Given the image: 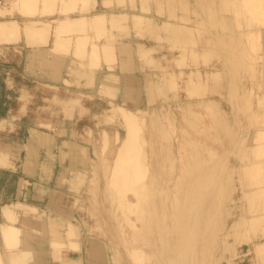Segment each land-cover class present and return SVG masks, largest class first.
I'll list each match as a JSON object with an SVG mask.
<instances>
[{
	"label": "rangeland",
	"instance_id": "1",
	"mask_svg": "<svg viewBox=\"0 0 264 264\" xmlns=\"http://www.w3.org/2000/svg\"><path fill=\"white\" fill-rule=\"evenodd\" d=\"M40 1L0 0V20L7 22L0 21V216L4 218L0 224V264H7L2 227L10 223L18 228V236L29 237L33 250L27 256L35 261L33 264H264L248 249V241H264V9L253 11L255 3L242 9L230 1L216 9L229 13V20L213 21L211 0H186L174 7L166 3L160 6L163 0H148L153 6L158 4L162 14L153 12V16L162 18L164 27L171 25L177 13L186 16L193 11L196 24L190 28L196 41L167 42L148 35L147 42L152 46L140 56L134 50L128 52L127 46L125 49L116 40H134L145 34L141 31L145 23L133 20L132 24L121 13L130 3L139 5L141 0ZM93 5L98 10L107 5L116 7L121 10L116 16L123 20L112 14H101L98 19L95 17L99 15L95 16L96 20L93 15L81 20L76 17L79 10L86 13L89 8L95 9ZM104 16H108L107 22ZM62 19H70V25L61 24ZM39 20L45 23L37 27ZM96 21L102 23L97 25ZM93 24L101 27L94 29ZM178 24L190 21L181 19ZM222 25L237 31L250 27L256 34L250 31L245 37H225L227 30H220ZM3 28L16 31L9 34ZM77 28L85 39H75ZM125 31L129 36L120 35ZM103 47L108 49L104 58ZM94 49L100 50L99 57L102 53L100 58L97 55L98 60ZM111 51L113 58H109ZM215 53L216 58L205 61ZM184 68L196 70L188 77L179 72ZM207 68L217 74L209 78L203 71ZM46 73L62 77V87L57 86L61 81L54 88L37 84V79H46ZM226 75L233 78V86L220 93L214 89L208 97V101L218 99L214 104L203 101L185 105L196 97L188 94L196 90L195 85L211 83L213 77L214 82H222ZM148 80L154 90L163 91L155 97L163 103L153 119L147 114L130 117L128 109L154 97L147 94ZM113 83L114 88H110ZM84 86L90 87L85 95L75 92ZM96 89L99 92L91 93ZM205 90L211 88L206 86ZM90 94L94 96L90 98ZM112 106L123 115H117L116 110L113 113ZM44 133L57 137L61 154L57 165L58 159H52L55 143L46 150L49 141L43 139ZM29 144L38 155L34 151L30 154ZM42 151L46 155H41ZM145 161L150 163L148 168ZM127 163L144 164L146 173L135 171L138 164L130 167ZM159 170L164 171L161 176ZM41 171L45 173L43 178L39 176ZM94 188L102 197L97 190L95 195ZM160 191L163 200L148 196L149 192ZM159 201L165 212L155 220ZM177 203L196 212L183 220L184 207ZM139 206L146 208L144 217L139 215L142 218L135 214L142 211ZM4 207L14 209L16 219L10 221ZM147 210L152 214L146 215ZM184 221L187 225L192 221L191 227L188 225L194 231L191 253H185L187 246L183 249L182 230L177 234L181 227L188 230ZM111 228L115 239L108 235ZM205 229L214 230L208 250L198 247L205 243ZM178 240L183 244L172 249ZM157 244L162 247L153 250ZM166 256L175 258L166 261Z\"/></svg>",
	"mask_w": 264,
	"mask_h": 264
},
{
	"label": "bare ground",
	"instance_id": "2",
	"mask_svg": "<svg viewBox=\"0 0 264 264\" xmlns=\"http://www.w3.org/2000/svg\"><path fill=\"white\" fill-rule=\"evenodd\" d=\"M23 2H24V0H22ZM63 1V0H62ZM66 0H64V2H65ZM68 2H69V0H67ZM82 1V0H81ZM195 1H199V0H195ZM201 1V0H200ZM212 1V3H211V8H212V5H213V10L211 11V13H213L215 16H214V19H213V21H218V20H220V21H222V19H225L226 18V20H229V16H230V14L229 13H226V14H224V13H222V12H218L216 9H218L219 8V6L221 7V6H225V4L227 3V2H229L230 3V1H233L235 4H236V6H238V7H242V6H245V5H250V4H254V9H253V11H257V10H263L264 9V1L263 2H260V0H259V3H257V2H255L254 0H211ZM41 2V1H40ZM42 2H44V0H42ZM41 2V3H42ZM63 2V3H64ZM79 2V1H78ZM184 2H186V0H163L162 2H159V4H160V6H161V4H165L166 3V5H168V6H176V5H178V4H180V3H184ZM213 2L215 3V6H214V4H213ZM83 3V2H82ZM178 3V4H177ZM152 4V2H149L148 0H141V2H140V4L139 5H135L133 2L132 3H130V6H127V10H125V11H121V10H119L118 8H117V10L115 9L116 7H110V6H108L107 5V7H105V9H103V10H98L94 5H93V7L95 8V9H91V8H89L88 10H87V12L85 13H83L81 10H79L78 11V14H76L77 16L76 17H78V19H83L84 17H86L87 15H90L89 17H92V15H93V17H92V19L94 20L95 18L96 19H98V18H100L101 17V14H102V16H103V14H105V15H107V14H109V15H114V17L116 16V14H118V12L116 13V11H121V13H123V16H125L126 17V20H128V21H130L131 23L132 22H134L133 20H135V21H139V23L140 22H143V23H145V26L141 29V31H143V32H145V34H147V35H145V34H141L140 32V34L141 35H139L140 37L139 38H137V39H134V40H130L129 38H127V39H123V40H121V39H118L117 38V40H116V42L119 40V41H121L122 43V45L124 46V48L127 46V51L129 52V50H134L135 51V54H138V55H140V56H142V55H144L145 54V52L147 51V49H148V46H152V44H148V42H147V38H150V37H148V35H150L151 36V38H156V39H158L159 38V40H161V38L162 39H165L167 42L168 41H175V42H178V39H179V43H180V41L182 40L183 41V43L184 44H186V42L187 41H185V40H188V41H190L189 43L190 44H194L195 43V41H196V38L194 39L193 38V36H192V27L190 28V26L192 25V24H196V21H195V19H193V17H192V15H191V13L192 14H195L193 11H190L189 12V14L188 15H186V16H184L185 14H183V16H180L179 15V13H177L175 16H174V18H175V20H173V22L171 21V25L169 26V27H164L163 26V21L161 22L160 20L162 19V18H156L155 16H153V12H159V7H158V4L156 3L154 6L153 5H151ZM105 6V5H104ZM124 6V5H123ZM92 7V8H93ZM120 8V7H119ZM242 9H243V7H242ZM73 10V9H72ZM68 11V10H67ZM67 11H65V12H67ZM120 14V13H119ZM159 14H162L161 12H159ZM165 14V13H164ZM99 15V16H98ZM120 15H122V14H120ZM242 15V14H241ZM68 16V15H67ZM66 16V17H67ZM71 16V15H70ZM69 16V17H70ZM95 16H98V17H95ZM118 17H119V15H117ZM116 16V18L118 19V17ZM88 17V18H89ZM95 17V18H94ZM105 18H106V21L105 22H107V17L108 16H104ZM110 17V16H109ZM113 17V18H114ZM38 18V17H37ZM51 18H53V19H55V17L54 16H52ZM63 18H65V16H63ZM74 18V17H73ZM72 18V19H73ZM87 18V20H89ZM102 18V17H101ZM22 19V18H21ZM39 19V18H38ZM57 19V18H56ZM85 19V18H84ZM95 19V20H96ZM110 19V18H109ZM121 20H119V21H122L123 19L122 18H120ZM125 19V18H124ZM156 19L158 20V21H156ZM181 20V19H185V20H188V21H190V24H183V25H180V24H178V21L179 20ZM69 20L70 19H67V25H68V23H69V25H70V22H69ZM75 20V19H74ZM79 20V21H80ZM105 20V19H104ZM111 20H112V18H111ZM114 20H115V18H114ZM132 20V21H131ZM230 20H232V18L230 19ZM240 20H243V17L241 16L240 17ZM245 20H250V18H246ZM1 22H4V24L5 23H7V22H5L4 20H0ZM30 21L32 22V20L30 19ZM33 21H37L36 19H33ZM59 21V23H61V24H66V22H65V19H62V21L61 20H58ZM61 21V22H60ZM109 21V20H108ZM251 21V20H250ZM1 22H0V27H1ZM45 23L44 21H40L39 20V23H41V24H38L37 22H36V24H37V27L38 26H42L43 25V23ZM64 22V23H63ZM74 22V21H73ZM75 22H76V20H75ZM96 22H98L97 23V25H99V24H101L102 22L101 21H96ZM146 22H147V24H146ZM229 22V21H228ZM263 22V21H262ZM34 23V22H33ZM95 23V22H94ZM114 23H115V21H114ZM119 23V22H118ZM121 23V22H120ZM136 23V22H135ZM3 24V25H4ZM26 24V23H25ZM36 24L35 25H33V26H36ZM96 24V23H95ZM95 24H93L95 27H94V29L95 28H97L98 26H96ZM107 24V23H106ZM110 24V23H109ZM112 24H113V22H112ZM133 24V23H132ZM7 25H9V24H7ZM28 25V24H27ZM80 25H82V24H80ZM189 25V26H188ZM198 25V24H197ZM263 25V24H262ZM107 26V25H106ZM160 26H163V28H160ZM178 26H182V27H185V28H181V27H178ZM3 27V26H2ZM1 27V28H2ZM101 27V25L98 27V28H100ZM4 28H6V27H4ZM4 28H3V31H8V33L9 34H13L12 32L14 31H16V30H10V29H8L7 28V30L5 29L4 30ZM36 27H34V29H35ZM168 28H170V29H168ZM194 28H196V27H194ZM227 27L226 26H224V25H222L221 27H220V30L221 29H223V32L225 31V30H227V32L225 31V33L226 34H224L225 35V37L226 36H228V35H236V36H242V37H245L244 35H248V32H250L249 34H252V32H255V33H253V35H255L256 34V30L254 29H251L250 27L249 28H246V29H242V30H240V31H237V30H234L233 28L231 29V27H229L228 29H226ZM108 29V28H107ZM187 29V30H186ZM196 29H198V28H196ZM195 29V32H196V34L198 35V31ZM216 29V28H215ZM2 30V29H1ZM199 30V29H198ZM11 33H10V32ZM31 31V30H30ZM257 31L259 32V30L257 29ZM75 32V31H74ZM219 32V31H218ZM221 32V31H220ZM257 32V35L259 34ZM31 33V32H30ZM129 34V32H127V31H125V32H122L120 35H123V36H126V35H128ZM188 33H189V35H188ZM74 34H76L75 35V39H82V38H84L85 39V34L83 33V32H81L80 31V28L78 29L77 28V31L74 33ZM163 34V35H162ZM16 35V36H15ZM256 35V36H257ZM10 36V35H9ZM13 36V35H12ZM9 37L10 39L12 38V39H14V37H16V38H18L17 36V34H14V37ZM129 36V35H128ZM163 36V37H162ZM219 36H221L222 37V34L220 35L219 34ZM251 36V35H250ZM202 37H204L203 35H202ZM201 37V38H202ZM224 37V38H225ZM231 37V36H230ZM229 37V38H230ZM233 37V36H232ZM242 37H240V38H242ZM249 37V36H248ZM258 37V36H257ZM238 38V37H237ZM240 38H238V39H240ZM68 39V38H67ZM194 39V40H193ZM227 39V38H226ZM246 39V38H245ZM112 40H115V38H112ZM177 40V41H176ZM191 40H193V41H191ZM111 41V40H110ZM109 41V42H110ZM223 41H224V39H223ZM241 41V40H240ZM242 41H243V39H242ZM175 42H174V44H175ZM219 42V41H218ZM113 43H114V41H113ZM158 43V42H157ZM182 43V42H181ZM182 43V44H183ZM216 43V42H215ZM215 43H214V45H215ZM224 43V42H223ZM244 43V42H243ZM242 43V44H243ZM110 43H108V45H109ZM160 46H164L165 45V42L164 43H158ZM174 44H173V42H172V44L171 45H173L174 46ZM217 44V43H216ZM221 44V43H220ZM79 45V44H78ZM107 45V44H106ZM107 45V46H108ZM117 45H119V44H117ZM246 45V44H245ZM7 46H8V44H7ZM97 46V49L96 50H98V45H95V47ZM111 46V44L108 46V47H110ZM147 46V47H146ZM169 46V45H168ZM172 46V47H173ZM229 46V45H228ZM105 47V46H104ZM104 47H103V49H104ZM112 47H115V45H112ZM215 47V46H214ZM214 47H212V48H214ZM219 47V46H218ZM218 47H216V50H217V48ZM224 47H227L226 45L224 46ZM223 47V48H224ZM102 48V47H101ZM115 48H117V46L115 47ZM115 48H110V50L112 49V51L114 50V52H115ZM123 48V47H122ZM126 49V48H125ZM207 49H211V47L209 48H207ZM215 49V48H214ZM213 49V50H214ZM219 49H220V47H219ZM224 49H226V48H224ZM229 49V48H228ZM50 50V49H49ZM93 50V49H92ZM95 50V49H94ZM95 50V52H94V54L96 55L95 56V59L96 60H98V57H99V51H96ZM108 49H104L103 50V58L105 57V55L106 54H108L107 52L105 53L104 51H107ZM124 50V49H123ZM221 50H222V47H221ZM220 50V51H221ZM39 51V50H38ZM111 51V53H109V55H114V52H112ZM215 51V50H214ZM218 51V50H217ZM223 51H226V50H223ZM236 51V50H235ZM137 52V53H136ZM191 52V51H190ZM219 52V51H218ZM228 52V51H227ZM214 53V52H213ZM217 53V52H216ZM215 53V55L213 54V55H211V56H207L206 57V59H205V61H212V59L213 58H216L217 56V54ZM224 53H226V52H224ZM224 53H222V54H224ZM236 53V52H235ZM101 54H100V57H101ZM105 54V55H104ZM195 52H194V56H195ZM221 54V53H220ZM97 55H98V57H97ZM112 55L111 56H109V58L110 57H112ZM193 55V54H192ZM108 56V55H107ZM107 56H106V60H107ZM115 56V55H114ZM113 56V57H114ZM194 56H193V58H194ZM220 56V55H219ZM221 56H223V55H221ZM97 57V58H96ZM99 57V58H100ZM112 57V58H113ZM49 59H51V58H49ZM49 59H48V61H49ZM179 63V62H178ZM193 63V62H192ZM185 69V68H184ZM179 70V72H183L185 75H190V74H193L192 72H193V70H196V69H190V71H189V69L187 70V69H185V70ZM247 68H245V70H246ZM261 69V68H260ZM130 70V69H129ZM132 70V69H131ZM239 70H241V68H239ZM244 70V71H245ZM203 71H204V74H206V75H208V77L210 78L211 77V75L210 74H213V76H215L216 74H217V72L215 73V69H209V68H207V69H203ZM235 71V70H234ZM238 71V70H237ZM157 73H159V74H161L162 73V75H164L163 74V72H158V71H156ZM156 72L155 73H153L154 75H157L156 74ZM178 72V73H179ZM197 72H198V69H197ZM247 72V71H246ZM165 73V72H164ZM182 73V74H183ZM166 74V73H165ZM196 74V73H195ZM198 74V73H197ZM146 75V74H145ZM169 75V74H168ZM189 75H188V77H189ZM229 75V74H228ZM170 76V75H169ZM107 78H109L110 79V77L109 76H106ZM160 78H162V76L160 77ZM214 78V77H213ZM212 78V79H213ZM163 79H166L165 77L163 78ZM211 79V83H204V81H203V83H199V84H197V85H195V89L196 90H191L189 93L188 92H186V93H188V94H195L196 95V97H193V98H191L190 100H188V102H186L187 104H185V105H188V104H198L199 105V103H201V102H205V101H208L209 100V95H211V94H213V92H215L214 91V89L216 90V92H225L226 91V89H227V86L229 87L232 83H233V81H231L230 79H233L232 77L230 78V76H227L226 75V77H224V80H222V82H220L219 80V84H218V81H215L214 82V80H212ZM149 81V80H148ZM152 81V80H151ZM165 82V81H164ZM36 83L37 84H39V85H43V84H47L48 86H51L52 88H54V86L56 87V85L55 84H51V83H47V82H45V81H42V80H39V79H37L36 80ZM146 83V90H147V94L148 95H154V97L153 98H151L150 100H148V101H145L144 103H143V105H136L134 108H130V109H126L127 111H128V113H130L129 115H130V117L132 116V114H133V118H136V117H139L140 116V114L141 115H144V114H147L149 117H151L152 119L153 118H155V116H156V114H157V112L159 111V109H160V105H161V103H163V101H161V100H158V101H156L155 99V97H156V95L157 96H161V95H163L164 93H163V91L161 90V88H156V90H154L153 89V84L152 83H150V81L149 82H145ZM114 85H115V83H113V84H111L109 87L110 88H114ZM164 85H165V83H164ZM166 85H167V83H166ZM216 85H218V86H216ZM44 86V85H43ZM58 86V85H57ZM93 86V85H92ZM194 86V85H193ZM206 86H207V88H208V90H210V88H211V90L210 91H208V92H206V90H205V88H206ZM231 86H233V85H231ZM86 87H88V86H86ZM162 87H164V86H162ZM167 87V86H166ZM165 87V88H166ZM215 87H217V88H215ZM99 90L101 89L100 87L98 88ZM98 89H96V90H94V91H92L91 93H96L97 92V90ZM99 90H98V92H99ZM203 90V91H202ZM69 92V91H68ZM75 92H77V91H75ZM73 93V92H72ZM82 94H84L85 95V93H82ZM86 95H89V94H86ZM75 95H72L71 96V98L72 97H74ZM94 96V95H93ZM92 96V97H93ZM91 97V94H90V98H92ZM222 98V97H221ZM215 100H218V99H216V97H214V98H210V101H208V102H211V104L213 103L214 104V102L213 101H215ZM95 102L97 101V100H94ZM98 102V101H97ZM208 102L206 103L205 102V104H208ZM100 103V102H99ZM98 103V104H99ZM179 102H177V104H178ZM97 104V103H96ZM201 104H204V103H201ZM100 105V104H99ZM116 107H118V106H116L115 105V108ZM113 108V110H111L113 113L115 112V108L112 106L111 107V109ZM118 109V108H117ZM117 112L116 113H118L117 115H119V116H121V115H123V113L122 114H120V111H118V110H116ZM121 111H122V109H121ZM127 111H126V113H127ZM116 113H115V115H116ZM138 114V115H137ZM113 115V114H112ZM115 115H113V117L115 116ZM116 118H117V116H116ZM125 118V117H124ZM140 118H143V117H141L140 116ZM120 119V118H119ZM139 155L140 154H137V156L134 158V159H136L137 157H139ZM127 164H129L130 165V163H127ZM135 163H133L132 165H134ZM138 164V166H136ZM137 164H135V166L136 167H138L137 168V170H135L137 173H143L144 172V170H145V168H148L149 167V165H150V163L149 162H146L145 161V168H144V164H139V163H137ZM126 165V164H125ZM132 165H130V167L132 166ZM140 165V166H139ZM218 165H220V164H218ZM221 165H223V164H221ZM171 166V165H170ZM200 166V165H199ZM198 166V167H199ZM140 167H141V169L142 170H139L140 169ZM195 167H196V165H195ZM143 171V172H142ZM164 171L163 170H159V176H161V174L163 173ZM144 173H146V171L144 172ZM185 173V172H184ZM182 175V174H181ZM182 177V176H181ZM153 180H154V182H156L157 184H159V181H158V178H155V177H153ZM89 181V180H88ZM90 183H91V180L89 181ZM92 182H94V181H92ZM91 184H93V183H91ZM91 184H89L88 186L90 187V185ZM94 184H96V183H94ZM186 184H188V181L187 182H185L184 183V186H187ZM88 186H87V189H89L88 188ZM101 188V187H100ZM99 188V189H100ZM93 190H95V191H93V192H95V195H97V193L98 192H100L98 189H96V188H94ZM96 190H97V193H96ZM101 190V189H100ZM261 190V189H260ZM102 191H104L103 190V187H102ZM130 191V189H128V191H127V195H128V192ZM253 191V190H252ZM251 191V192H252ZM250 192V191H249ZM250 192V193H251ZM103 193V192H102ZM264 193V192H263ZM94 194V193H93ZM125 194V195H126ZM149 194L150 195H148V196H157L158 198H159V200H163L164 198H163V192H159V193H154V192H149ZM98 195H100L101 196V192H100V194H98ZM104 195H105V193H104ZM132 195V194H131ZM99 196V197H100ZM147 196V195H146ZM102 197V196H101ZM106 197V196H105ZM120 197V196H119ZM182 197L184 198V192H183V195H182ZM93 199V198H92ZM132 199V198H131ZM137 201H139L140 202V200L139 199H136ZM130 201H132V200H130ZM136 202V201H135ZM138 202V203H139ZM137 203V202H136ZM137 203V205H139ZM163 203H161L160 201L158 202V203H156V205H155V207H156V209H155V211H156V214L158 215V218H156L155 217V220L156 219H160V212H162L161 213V215L162 214H164V208L162 207L163 205H162ZM182 205H183V203H181ZM140 205H141V203H140ZM177 205H179V206H181L179 203H177ZM139 207H141V206H139ZM182 207V206H181ZM183 207H184V210H185V212L182 210V216L181 217H183V220H184V218H187L188 217V214L189 213H193V212H196V210H191V211H189V209H186L185 208V206L183 205ZM182 207V208H183ZM190 207H193V206H189L188 208H190ZM136 208V207H135ZM4 209H6L7 211H5V215H7L8 217H9V220H10V218L11 219H16V218H14L15 216H16V214H15V211H14V209H8V208H6V207H4ZM137 209V208H136ZM140 209H142V211L140 212V211H138L137 210V212L135 213L136 215H137V217L140 215V213H141V215L144 217V215H143V213H144V210L146 209V208H144V207H141ZM152 211V210H151ZM151 211L150 210H147V213H145L146 215L149 213H151ZM138 212H139V214H138ZM102 213V212H101ZM148 214V215H149ZM152 214V213H151ZM150 214V215H151ZM154 215V214H153ZM174 215L175 216H179V212L178 211H175L174 212ZM104 218L106 219V217L104 216ZM139 218H142V217H140L139 216ZM201 218V217H200ZM246 218V217H245ZM248 218V217H247ZM264 218V217H263ZM221 219V218H220ZM248 219H250V218H248ZM180 220V219H179ZM183 220H182V222H183ZM186 220V219H185ZM201 220V219H200ZM11 221V220H10ZM147 221V220H146ZM187 221V220H186ZM221 221V220H220ZM142 222L143 223H146L145 222V219H143L142 220ZM171 222L172 223H174V220H171ZM181 222V221H180ZM181 222V223H182ZM184 223L186 224V226L188 227V230H186V232L184 231V229L181 227V228H179V229H177V234H179V232H181V230H182V233H183V237H184V239H183V241H185V246L183 247V249H185V247L187 246V248H188V250L185 252V253H191L189 250H191V249H193V240H192V237H191V232H194L193 231V228L191 229V228H189V226L191 227V224H192V221L190 222V225L188 226L187 225V223L184 221ZM221 223H222V221H221ZM185 224L183 225V226H185ZM181 226V225H180ZM185 226V227H186ZM194 226V225H193ZM263 227H264V225H263ZM261 228V227H260ZM141 229V228H140ZM257 229V228H256ZM263 229V228H262ZM205 231H206V233H207V235L205 236V238H204V241H205V243L203 244V243H199V245H198V247L201 245V246H203L204 248H205V250H208L210 247H211V245H212V243H211V239H212V231H214L213 229L212 230H209V229H205ZM262 231V230H261ZM260 232V231H259ZM18 228L16 227V226H14L13 224H11L10 223V225H8V226H3L2 227V238H3V245H4V256H5V263L7 262V264H33V263H35V261L32 259H29L28 258V256H27V253H29V252H31L32 250H33V246L31 245V242H30V240L24 235V236H22V237H24V238H22V237H20V236H18ZM115 232H114V230L111 228V230H110V234H108L109 236H110V238H113V237H115L114 234ZM264 233V232H263ZM263 233H262V235L261 236H263ZM105 234V233H104ZM180 235V234H179ZM179 235L177 236V235H175V237H176V239L178 238H180L181 239V237H179ZM253 236H255V235H253ZM113 239H115V238H113ZM112 240V239H111ZM113 242H114V240H112ZM117 241V240H116ZM30 242V243H29ZM181 242H182V240H178L176 243H174L172 246H171V248L172 249H175V250H177V249H179L180 248V244H181ZM248 243H249V246H251L250 248H248L249 250H251V252L252 253H254V254H256V258H262V260H264L263 259V257L262 256H264V255H262V253L264 252V241L263 240H260V239H258V240H250V241H248ZM182 244H183V242H182ZM228 245V244H227ZM182 246V245H181ZM147 247H149L150 249H151V246L148 244V246ZM160 247H162V245H160V244H157V245H155L154 247H152V249L153 250H155V249H158V248H160ZM182 249V248H181ZM5 251H7L8 253L5 255ZM181 254H183V252L181 251L180 252ZM257 255H261L260 257H257ZM118 256V255H117ZM252 256H255V255H252ZM175 258V257H174ZM174 258H171L170 256H166V257H164V259L166 260V261H173V259ZM97 259V258H96ZM199 263H201V261H199Z\"/></svg>",
	"mask_w": 264,
	"mask_h": 264
},
{
	"label": "crops",
	"instance_id": "3",
	"mask_svg": "<svg viewBox=\"0 0 264 264\" xmlns=\"http://www.w3.org/2000/svg\"><path fill=\"white\" fill-rule=\"evenodd\" d=\"M46 77L45 76H43L44 78H46V79H43L42 81H46V82H50V83H54V84H59V82H60V84L58 85L59 87H62L61 86V84H62V77H53V76H50V75H48L47 73H46ZM54 75V74H53ZM40 77H42V76H40ZM39 80H41V79H39ZM63 85V84H62ZM89 89H90V87H82L81 89L79 88L78 90L79 91H77V92H80V93H87V91H89ZM42 136H43V139H46V140H48L49 142L48 143H46L47 144V147H45L46 148V150H49L48 148H50V147H52L53 146V144L55 143V151H54V154H52V156H53V158L52 159H58V161L56 160L55 162H56V165L57 164H59L60 162V157H61V154L59 153V150H58V147H59V143H57L56 142V138L54 137V135H49V133H44V134H42ZM41 136V137H42ZM43 142V141H42ZM44 143V142H43ZM60 144H61V142H60ZM27 148L30 150V154H31V152L32 151H34L35 152V154L36 155H38L39 153L36 151V149L33 147V146H31L30 144L27 146ZM41 155H46V151H42V154ZM42 156V157H43ZM27 159V158H26ZM28 160H31V157L28 159ZM59 162V163H58ZM51 164L52 165H54V162H51ZM22 165H24L25 166V160L22 162ZM28 165V164H27ZM22 173H25V174H31V173H33V170H20ZM45 175V173L43 172V171H41L40 173H39V176H41V178H43V176ZM3 216H0V224L2 223V222H4V218H2ZM31 222H33V229H35V222H34V220H32ZM40 263H38V264H44V263H41V261H39ZM48 264H53V263H48Z\"/></svg>",
	"mask_w": 264,
	"mask_h": 264
}]
</instances>
